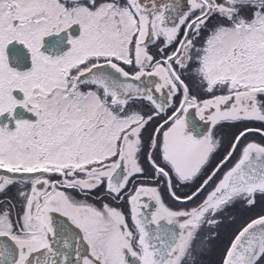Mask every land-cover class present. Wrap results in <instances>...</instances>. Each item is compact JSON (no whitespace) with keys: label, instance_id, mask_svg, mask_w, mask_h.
<instances>
[{"label":"snow or ice","instance_id":"1","mask_svg":"<svg viewBox=\"0 0 264 264\" xmlns=\"http://www.w3.org/2000/svg\"><path fill=\"white\" fill-rule=\"evenodd\" d=\"M253 121L264 0H0V264H264Z\"/></svg>","mask_w":264,"mask_h":264},{"label":"flooded vegetation","instance_id":"2","mask_svg":"<svg viewBox=\"0 0 264 264\" xmlns=\"http://www.w3.org/2000/svg\"><path fill=\"white\" fill-rule=\"evenodd\" d=\"M205 98H208V97L202 96V99H205ZM193 118L196 120H199V117H196L194 114H193ZM206 126L211 127V125L207 121L200 122L201 128H205ZM236 127H239V128L248 127V128L256 129V128L264 127V124H261L260 122H254V121L253 122H243V123L237 124ZM215 131H216L218 136L223 134L224 144H225V146H227L228 141L231 139V133L235 131V128L230 127L229 124H227V123H222L221 125L216 127ZM247 139L248 140H255L257 142H261V137L258 134L249 135L247 137ZM222 154H223V149H221V152L217 154V159H219ZM97 206H100V205H97ZM126 210L127 209L125 206V211ZM242 213L244 214V211L240 210V214H242ZM240 214H239V216H240ZM226 230H227V226L225 229H223L221 231V241L218 243L223 242L224 239L226 238ZM218 257H219V253L214 250V251L208 253L207 255L201 257V259L204 261V264H213V262L218 260Z\"/></svg>","mask_w":264,"mask_h":264},{"label":"rangeland","instance_id":"3","mask_svg":"<svg viewBox=\"0 0 264 264\" xmlns=\"http://www.w3.org/2000/svg\"><path fill=\"white\" fill-rule=\"evenodd\" d=\"M244 211V214H240V217H255L259 214H264V204L262 203H257V206L255 208H252V209H243ZM237 223H239V219L237 220ZM234 227V225H228L227 226V230ZM226 230V231H227Z\"/></svg>","mask_w":264,"mask_h":264},{"label":"water","instance_id":"4","mask_svg":"<svg viewBox=\"0 0 264 264\" xmlns=\"http://www.w3.org/2000/svg\"><path fill=\"white\" fill-rule=\"evenodd\" d=\"M55 216H56V218H57L58 220H63V219H65V218L61 217L60 214H55Z\"/></svg>","mask_w":264,"mask_h":264}]
</instances>
